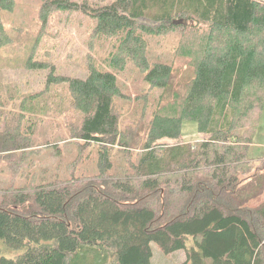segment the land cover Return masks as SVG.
I'll use <instances>...</instances> for the list:
<instances>
[{"label": "trees", "instance_id": "obj_1", "mask_svg": "<svg viewBox=\"0 0 264 264\" xmlns=\"http://www.w3.org/2000/svg\"><path fill=\"white\" fill-rule=\"evenodd\" d=\"M15 5L0 0V48ZM54 11L85 13L93 44L111 38L112 50L89 56L86 77L51 68L33 92L0 77V152L24 149L8 160L23 169L63 119L96 147L97 171L0 188V264H153L152 242L184 250L177 264H264V202L250 204L264 194V161L252 171L249 158L264 111V0H42L43 21ZM128 68L147 87L123 115Z\"/></svg>", "mask_w": 264, "mask_h": 264}, {"label": "rangeland", "instance_id": "obj_2", "mask_svg": "<svg viewBox=\"0 0 264 264\" xmlns=\"http://www.w3.org/2000/svg\"><path fill=\"white\" fill-rule=\"evenodd\" d=\"M81 1V0H76ZM13 11L4 12L3 21L6 31L12 38L11 43L0 48V77L3 81L15 85L22 92H33L44 86L48 73L53 68L57 74L71 77H86L89 56L98 58L100 55H107L112 50L111 38L102 39V43L95 45L94 38L95 20L90 19L85 13L74 11H54L46 21L41 17L42 0H15ZM173 38L164 40L162 46L153 49L157 54L165 51L170 52L173 45ZM94 55V56H93ZM27 58L45 61L49 64L48 69H33L27 67ZM183 62V61H181ZM186 65L178 68V75H186ZM131 68L119 73L122 82L125 83L124 91L131 95L133 102H119V109L124 114L140 108L137 104V96L140 91L147 87L142 78L137 74H131ZM124 102V103H123ZM74 124L75 121H69ZM67 122L60 119L59 124L52 127V138L47 149L35 155L34 163L26 165L23 169H16L12 162L16 152L4 150L0 152V188L13 189V184L18 188L30 189L32 184L36 185L42 181H56L83 176L82 170L88 175L97 171V152L95 146L83 148V142L79 138H73L69 133ZM196 123L187 120L183 124V141H192L200 138ZM41 143L48 139L40 135ZM174 143L173 139H165ZM36 150L37 147H36ZM21 152L20 155L23 154ZM34 153H27L29 160ZM249 158L252 171L264 161V111L262 113L256 134L252 140ZM31 161V160H30ZM18 177V178H17ZM34 181V182H33ZM264 202V194L250 203L257 205ZM153 264H177L186 258L184 250L165 253L157 243L152 242ZM6 256H16L8 253Z\"/></svg>", "mask_w": 264, "mask_h": 264}, {"label": "water", "instance_id": "obj_3", "mask_svg": "<svg viewBox=\"0 0 264 264\" xmlns=\"http://www.w3.org/2000/svg\"><path fill=\"white\" fill-rule=\"evenodd\" d=\"M180 22H182V20H180V21H175V23H180Z\"/></svg>", "mask_w": 264, "mask_h": 264}, {"label": "built area", "instance_id": "obj_4", "mask_svg": "<svg viewBox=\"0 0 264 264\" xmlns=\"http://www.w3.org/2000/svg\"><path fill=\"white\" fill-rule=\"evenodd\" d=\"M263 1V0H262Z\"/></svg>", "mask_w": 264, "mask_h": 264}]
</instances>
